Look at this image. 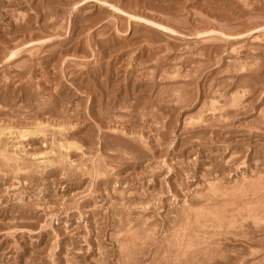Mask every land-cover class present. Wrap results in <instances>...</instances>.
Listing matches in <instances>:
<instances>
[{
    "label": "rangeland",
    "instance_id": "374dc122",
    "mask_svg": "<svg viewBox=\"0 0 264 264\" xmlns=\"http://www.w3.org/2000/svg\"><path fill=\"white\" fill-rule=\"evenodd\" d=\"M75 1L0 0V264H264V0Z\"/></svg>",
    "mask_w": 264,
    "mask_h": 264
},
{
    "label": "bare ground",
    "instance_id": "6f19581e",
    "mask_svg": "<svg viewBox=\"0 0 264 264\" xmlns=\"http://www.w3.org/2000/svg\"><path fill=\"white\" fill-rule=\"evenodd\" d=\"M75 1V0H74ZM79 2H80V0H78ZM106 1V0H105ZM253 1V0H252ZM60 2H62V0H60ZM79 2H76L75 1V8H77L80 4H79ZM91 2V1H90ZM102 2H104V1H102ZM57 3H58V1H57ZM63 3H64V0H63ZM84 3V2H83ZM106 3V2H105ZM105 3H103V4H105ZM6 4V3H5ZM73 4V5H74ZM72 5V6H73ZM110 5V4H109ZM108 6V5H107ZM114 6V5H113ZM73 7V8H74ZM109 7V6H108ZM79 9V8H78ZM116 9H117V7H116ZM116 9H114V10H116ZM119 11H121L122 13H124V14H127V12L126 11H122V10H120V9H118ZM49 11V10H48ZM130 16V18H132V17H134V18H138V19H141V20H144V21H147L148 23H151V24H153V25H157L156 23H154V22H152V21H150V20H147V19H144L143 17H135V16H133V15H129ZM159 27H161V25H158ZM21 48V47H20ZM19 51V50H18ZM20 53V52H19ZM16 53L15 52H13L11 55H15ZM13 59V58H12ZM31 63V62H30ZM255 64V63H254ZM217 93V92H216ZM222 93V92H221ZM170 94V93H169ZM91 95V94H90ZM220 95V94H219ZM244 95H245V93H244ZM179 96V95H178ZM243 96V95H242ZM185 99V98H184ZM238 99V98H237ZM179 102V101H178ZM229 102V101H228ZM164 103V102H163ZM231 103V102H230ZM187 104V103H186ZM235 104V103H234ZM239 104V103H238ZM231 105H233V104H231ZM246 105V104H245ZM234 106V105H233ZM239 106V105H238ZM232 107V106H231ZM220 108V110H221V107H219ZM224 108V107H223ZM207 109V108H206ZM215 109V108H214ZM224 109H226V108H224ZM243 109V108H242ZM217 110V109H216ZM127 111V110H126ZM210 111V110H209ZM212 111V110H211ZM218 111V110H217ZM233 111V110H232ZM237 111V110H236ZM261 112V111H260ZM106 113V112H105ZM226 113V112H225ZM132 114V113H131ZM201 115L203 114V113H200ZM227 115H229V114H227ZM106 116V115H105ZM223 116V115H222ZM114 117V116H113ZM140 117V116H139ZM150 117V116H149ZM198 117H199V115H198ZM48 118V117H47ZM152 118V117H151ZM259 119V118H258ZM153 120V119H152ZM156 120V119H155ZM122 123H124V122H122ZM145 126V125H144ZM210 126V125H209ZM42 130V129H41ZM3 131V130H2ZM34 132V131H33ZM38 132V131H37ZM246 133V132H245ZM5 134V133H4ZM3 134V135H4ZM7 134V133H6ZM24 133H21V136L23 135ZM28 134V133H27ZM43 134V133H42ZM23 137H25V136H23ZM59 138V137H58ZM71 144V143H70ZM74 144H76L77 145V143H75L74 142ZM70 146H72V144L70 145ZM80 146V145H79ZM60 147V146H59ZM65 147V146H64ZM82 147V146H81ZM69 149H71V148H69ZM81 151V150H80ZM116 158V157H115ZM25 159H26V157H25ZM142 160V159H141ZM4 161V160H3ZM12 164V163H11ZM122 165V164H121ZM230 165V164H229ZM28 167V166H27ZM185 171V170H184ZM217 172V171H216ZM96 173V172H95ZM225 174V173H224ZM188 175V174H187ZM184 177V176H183ZM200 178V177H199ZM159 184V183H158ZM183 185V184H182ZM220 187H221V185H220ZM253 187V186H252ZM216 189V188H215ZM252 189V188H251ZM216 191V190H215ZM213 192V191H212ZM204 195V194H203ZM206 195V194H205ZM214 196V195H213ZM201 197V196H200ZM211 197V196H210ZM216 197V196H215ZM204 198V197H203ZM213 198V197H212ZM211 198V200H213ZM206 199V198H205ZM204 199V200H205ZM146 202V201H145ZM213 202V201H212ZM234 204V203H233ZM259 205V204H258ZM224 206V205H223ZM227 206V205H226ZM189 208H190V206H188ZM257 207V206H256ZM253 208V207H252ZM256 209V208H255ZM33 210V209H32ZM191 210V209H190ZM184 211V210H183ZM196 211V210H195ZM203 211H204V209H203ZM257 211V210H256ZM30 213V212H29ZM178 213H180V212H178ZM192 213V212H191ZM200 214V213H199ZM212 214V213H211ZM203 215V214H202ZM30 216V215H29ZM192 216V215H191ZM197 216V215H196ZM206 216V215H205ZM250 216V215H249ZM200 217V216H199ZM199 217H198V219H199ZM205 218V217H204ZM215 218V217H214ZM217 218V217H216ZM223 218V217H222ZM202 219V218H201ZM206 219H208V218H206ZM219 219V218H218ZM222 221V220H221ZM27 222V221H26ZM199 222V221H198ZM198 222H197V224H198ZM201 222V221H200ZM201 223H203V222H201ZM213 224V223H212ZM217 224H219V223H217ZM253 225V224H252ZM257 225V224H256ZM181 226V225H180ZM216 226V225H215ZM258 226V225H257ZM171 227H172V225H171ZM174 227V226H173ZM208 227V226H207ZM253 227V226H252ZM152 229V228H151ZM200 230V229H199ZM172 231V230H171ZM258 232V231H257ZM229 235H230V233H229ZM213 236V235H212ZM211 236V237H212ZM218 236V235H217ZM228 236V235H227ZM190 237V236H189ZM150 239V238H149ZM181 239V238H180ZM172 245V244H171ZM105 261V260H104ZM105 264V263H104ZM111 264V263H110Z\"/></svg>",
    "mask_w": 264,
    "mask_h": 264
}]
</instances>
